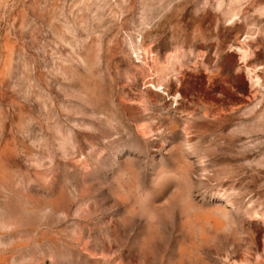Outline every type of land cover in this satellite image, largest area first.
Wrapping results in <instances>:
<instances>
[{
  "label": "rangeland",
  "instance_id": "1",
  "mask_svg": "<svg viewBox=\"0 0 264 264\" xmlns=\"http://www.w3.org/2000/svg\"><path fill=\"white\" fill-rule=\"evenodd\" d=\"M0 264H264V0H0Z\"/></svg>",
  "mask_w": 264,
  "mask_h": 264
}]
</instances>
